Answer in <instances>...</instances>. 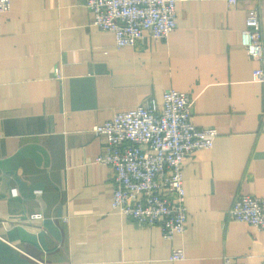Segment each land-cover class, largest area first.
Segmentation results:
<instances>
[{
  "label": "crops",
  "instance_id": "1",
  "mask_svg": "<svg viewBox=\"0 0 264 264\" xmlns=\"http://www.w3.org/2000/svg\"><path fill=\"white\" fill-rule=\"evenodd\" d=\"M177 27L117 47L86 0H12L0 13V264H225L264 258V230L228 219L264 197V81L242 46L264 0H184ZM194 98L212 148L184 158L188 230L165 238L113 208L114 170L93 127L164 90ZM40 191V192H38ZM39 215V216H37ZM183 248L185 258L172 260Z\"/></svg>",
  "mask_w": 264,
  "mask_h": 264
},
{
  "label": "built area",
  "instance_id": "2",
  "mask_svg": "<svg viewBox=\"0 0 264 264\" xmlns=\"http://www.w3.org/2000/svg\"><path fill=\"white\" fill-rule=\"evenodd\" d=\"M179 1L184 0H86V5L92 13L91 24L113 31L117 47L123 48L137 45L145 36L167 38L177 27ZM11 6L12 0H0V13H7ZM245 23L242 46L260 61L264 81V30L258 8L249 9ZM163 93L162 105L154 98L147 99L93 129L105 137L98 161L114 170L113 208L139 225L158 224L168 239L189 229L183 160L200 148H212L218 129L192 122L194 98L190 93L176 89ZM227 216L264 230V197L239 194ZM170 258L184 259L185 250H173ZM224 262L264 264L236 262L230 256H225Z\"/></svg>",
  "mask_w": 264,
  "mask_h": 264
}]
</instances>
